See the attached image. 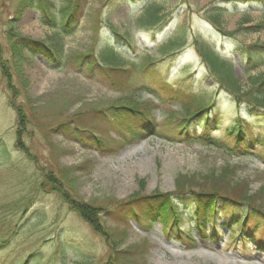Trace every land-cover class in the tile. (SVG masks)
<instances>
[{"label":"rangeland","instance_id":"rangeland-1","mask_svg":"<svg viewBox=\"0 0 264 264\" xmlns=\"http://www.w3.org/2000/svg\"><path fill=\"white\" fill-rule=\"evenodd\" d=\"M43 2L40 7L49 13L30 2L23 5V0H0V264H264V253L252 247L235 249L231 243L235 224L221 228L219 239L203 241L190 226L192 211L184 208L177 217L185 229L179 237L173 229L175 216L158 221L159 216L146 208L128 203L135 194H173L179 184L187 183L204 191L249 196L264 206V118L249 115L245 106L220 90L197 50L205 44L229 59L235 76L250 88L249 77L264 73V62L255 60L247 70L250 60L237 48L264 42V28L249 29L264 24L261 2L82 0L78 27L72 34H58L65 49L61 63L26 46L14 50L18 36H11L13 30L50 44L56 27L65 22L57 12L63 0ZM154 8L161 19L143 27L141 21ZM173 36L186 41L171 57L149 65L128 88L104 84L99 78L103 64L98 63L96 70L90 67L102 62L106 38L117 49L110 53L131 60L136 56L133 47L143 58L147 52L158 57V47ZM126 72L116 77L126 74L130 79ZM165 80L197 95L202 83L211 97L215 93L219 107L209 106L208 100L197 106L190 99L160 103L158 96L167 99L158 88L159 84L168 88ZM121 104L149 111L160 134L116 151L123 142L118 131L125 121L112 108L129 114ZM207 105L215 107L210 116L219 117L212 132L217 145L173 140L178 133L183 135L180 125L189 116L201 111L200 122L205 123ZM103 109L111 110L105 114ZM236 122L263 140L249 149L252 154H230L233 143L226 137ZM200 131H205L203 126ZM60 171L64 177L68 173L66 179L84 202L100 208L99 224L125 260H117V254L111 259L105 237L62 198ZM186 203L188 199L179 207ZM219 217L227 218L225 212ZM204 220L212 223L208 215Z\"/></svg>","mask_w":264,"mask_h":264},{"label":"trees","instance_id":"trees-1","mask_svg":"<svg viewBox=\"0 0 264 264\" xmlns=\"http://www.w3.org/2000/svg\"><path fill=\"white\" fill-rule=\"evenodd\" d=\"M43 1L45 0H36L34 3L31 0H23V5L30 2L33 3L39 10H41L42 13H49L46 9L40 7V5L44 3ZM63 1L64 3L61 4L60 9H58L57 12L60 13L62 20L65 22L61 21V24L56 27L57 29L55 32L57 34L48 40L50 44L46 43L45 41L32 39L30 37H21V35H19L16 30H13L11 36L20 37V39H17L18 37L16 38L17 44L14 46L15 51H21L23 50L22 48L26 46L30 48L29 50L31 52L43 54L52 62L61 63L64 57V43L61 37L58 38V34L59 36H63V34H72L78 27V8L82 0ZM257 1L261 2V4H264V0ZM118 2L120 3L121 0H118ZM48 4L55 6V3L53 4L49 2ZM160 19L159 9L154 8L149 12L145 21H141V24L143 27H146V25L148 27L149 25L155 26ZM179 26L182 27L181 24ZM261 28H264L263 23L257 24L254 27H250L249 29L258 31ZM112 32L115 35L120 36L119 33L114 29H112ZM229 34L232 35V33ZM180 40L181 38L179 39L178 37L173 36L168 42H163L158 47V52L160 53L158 57H156L152 52H147L143 58L142 54L137 53L136 48L133 47L132 52H134L136 56L129 60L121 57L118 53H110L117 52V49L111 44L110 39L106 38L105 45L103 46L104 50H102L104 52L103 55L100 56L103 59L102 62L97 60V64L93 63L94 65L92 64L90 67L92 68L94 66V70H96L98 63L103 64L101 65L102 72L99 77L100 80L112 88L125 89L128 88L127 86L132 81H137L139 78L138 76L142 74L143 70H145L149 65H154L155 61H160L166 56L171 57L180 46L179 44L181 42L185 43L186 41ZM163 47H166V49ZM237 49L243 50L247 59L250 60L247 70L251 68V63L255 60V62L259 63L264 62V42L240 45ZM197 50L206 64L212 81L219 85L220 90L224 91L226 95L228 94V97H232L239 106L244 105L247 108L248 113L251 116L256 117L257 120L264 118V73H259L254 77L250 76L248 85L251 84V86L250 88H246L241 84L240 79L235 76L232 63L229 59L223 57L215 49H212L205 44H201V46L198 45ZM88 56L89 55H84V57ZM107 59L111 60L112 62H106ZM143 59H145V62H143ZM123 71H127L126 73L132 77L129 79L126 77V74L125 77H121L120 75L119 77H116L117 74L122 73ZM188 81L193 82V79L189 77ZM164 84L167 85L168 83L165 81ZM167 86L168 88H165L159 84L158 88L162 90L165 93V97H167V99H165L164 97L162 98L158 96L160 103L166 104L167 101L183 102L184 100L190 99L192 104L197 106L198 104L201 105L200 102L208 100L209 102L211 101L209 106L216 104V108L219 107L218 102L215 103V93L211 97L208 93L210 89L204 88L202 83L198 88L199 95L195 94L192 89H183L179 85H171V87H169L168 84ZM210 98L212 99L210 100ZM209 106L207 108L204 107V110H209ZM120 107V109L128 111L129 114H120L118 109H116L119 107L112 108L116 114H118L117 118H121V122L123 120L125 121L123 124L124 128L118 131V134L121 136L123 142L116 151H118L120 147L121 150L126 146L132 145L133 143L148 136L160 134L158 133L159 125L154 122L153 119H150L148 115L149 111L147 112V110L135 108L132 105L121 104ZM214 109L215 107L210 108L211 111H214ZM106 110L111 109H103L105 114L107 112ZM201 115H203V113L200 111L195 115L189 116L188 121L183 122V124L180 125L184 128L182 134L185 136L183 137L181 133H178V136L180 137H176L177 139L173 138V140L187 142L196 141L202 144L216 146L218 139L211 136L210 132L212 130H217L219 117L218 115H215L214 117L210 118L209 115L205 114L206 121L205 123H203V121L201 123V126H203V129H205V132L198 135L195 132V126L200 124ZM234 125L235 127L233 130L229 131L228 136L226 137L228 138L227 140L229 142L231 141L230 143H233L231 146L232 148H230L232 151L231 153L235 155L252 154L250 153L249 149L254 148L252 146H255L253 145L255 142L259 145L262 144L263 140L260 137H254L255 135H249L242 124L236 122ZM130 127L132 128V132H130ZM192 132H195V135L190 137ZM129 135L130 137L128 138L127 136ZM97 140L100 141V139ZM219 147L226 148L225 145L220 144ZM116 151H111V153ZM262 161L264 162V157H262ZM67 176V172H65V177L62 176L61 171L60 174L57 175V181L62 185L59 187L62 198L67 200L71 210L89 222L94 227L96 232L105 237L111 252H113L111 254V259L113 258L114 254H117V260H125L122 258L121 254L118 253V244H116L113 239L111 240L108 230L99 224L100 208L89 204L88 202H84L79 196L78 191H76L74 187H71L69 184V181L66 179ZM50 178L52 181H56L55 177ZM177 189L178 190H176L173 194H162L155 192L144 195L135 194V196L128 203L133 206H138V208H146V212H149L150 215L155 214L162 218H174L175 216V222L179 228L180 224L178 223L177 217L179 215L178 213L184 208L189 209L190 212L192 211L196 217L201 216L205 219L207 215L210 216L212 225L209 228L204 227V222L206 220H200L201 229L198 231V234L200 239L203 241L219 239L220 236L218 237V235L220 234L221 227L231 229L233 224H235L238 226V228L235 232V235L231 236V238L233 237L232 240L234 243H237L238 238V240H243L245 243L253 242L259 250H264V206L262 207V205L257 204V202H255V198H251L247 195V197L242 196L238 198L237 196L229 195L227 193L222 194L217 190L204 191L197 189L195 186H188L187 183L185 185L179 184ZM77 196L79 197L76 198ZM185 199H188L189 203H186V207H179L182 206L181 203L183 204ZM222 212H225L227 217L226 219H221V217H219V213ZM250 216L254 218V224H251ZM191 217L192 216H190V220ZM184 233L185 232L182 233V236ZM217 242H219V240ZM123 253L127 252L123 251Z\"/></svg>","mask_w":264,"mask_h":264},{"label":"bare ground","instance_id":"bare-ground-1","mask_svg":"<svg viewBox=\"0 0 264 264\" xmlns=\"http://www.w3.org/2000/svg\"><path fill=\"white\" fill-rule=\"evenodd\" d=\"M127 153H129V152H127Z\"/></svg>","mask_w":264,"mask_h":264}]
</instances>
